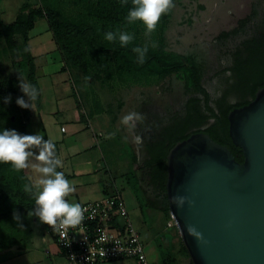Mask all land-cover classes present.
I'll return each instance as SVG.
<instances>
[{
    "label": "rangeland",
    "instance_id": "1",
    "mask_svg": "<svg viewBox=\"0 0 264 264\" xmlns=\"http://www.w3.org/2000/svg\"><path fill=\"white\" fill-rule=\"evenodd\" d=\"M173 3L175 7L161 17L150 39L145 37L146 26L140 21L127 26L121 23H100L98 26L100 30L96 32L95 38L101 43H119L118 40L108 42L104 39L105 32L119 28L134 33L135 39L131 44L135 47L143 46L146 42L149 45L151 42H156L158 47L149 46L148 51L163 48L168 55L179 54L188 57L197 67L200 82L209 92L211 99H219L223 89L227 87L224 80L230 75L226 67L232 62L230 55L225 54L224 51L230 50L231 46V49H234L235 45L241 44L250 37L242 21L250 18V14H246L253 6L255 8L258 6L262 11L261 15H264V0H173ZM27 4L41 8L46 19L48 14L53 12L59 22L83 25L89 21L87 12L83 15L84 9H77L68 1L29 0ZM3 20L10 21L7 16H4ZM258 23L251 28L253 30L250 32L251 37L263 29L264 25L259 27L260 22ZM3 27L4 24L0 21V31ZM58 49L60 50L59 46ZM60 54L66 72L64 78H67V82L71 85L72 93L66 94L61 91L58 94L60 98L58 103L56 102L59 106L58 114H55L52 120L50 119L52 116L46 118L44 124H49L53 132H56L57 139L65 138L64 144L59 145L56 141L55 146L60 148L59 159L63 157L65 151L72 155L69 157V165H66V172H70L72 160L96 164V161L100 159L103 165L106 163L102 159L104 156L100 145L95 139L93 141L96 147L91 153L89 151L84 152L85 154L78 153L87 143L86 139L78 141L76 134L71 135L73 129L71 122L74 123V119L79 117V114L80 117H87L84 122L90 120V128L100 129L101 137L115 133L113 138L102 142L105 146L111 145V150L116 154L115 158L120 162V165L118 163L120 169H116L112 177H107L110 194H114L118 188L121 190L146 251L150 252L160 243L166 246V242L159 239H164L165 236L173 233L172 253L176 258V264H189L190 258L181 252L184 241L177 221L170 210L165 212L162 209L161 199L155 196L153 189L144 182L143 171L139 174L143 188V193L141 192L139 197L133 191L126 176L130 173L138 174L147 159L151 141L155 139L159 130L184 114V105L189 96L196 95L203 98L202 92L182 72L163 76L144 73L127 79L118 74V69L110 55L99 54L92 49L60 50ZM45 61L46 59L42 57L35 60L39 66ZM28 74L29 66L22 49L9 48L4 38L0 36V115L5 113L13 115L15 111L27 110L17 105L16 100L19 97L28 100L19 87L20 77L28 82ZM9 95H11V101L6 104L4 97ZM53 96L54 93L51 91L48 99L50 110L55 108ZM245 98L248 96L240 97L238 93L230 91L226 99L233 104ZM79 103L85 113H81ZM130 111L146 115L145 122L138 123L137 128L132 132L120 123L121 118ZM32 113L33 110L30 116ZM1 121L6 123L4 120ZM38 124L36 117L33 125ZM61 124L68 127L69 132L61 134ZM146 128L150 131H146ZM135 135H142V144L135 143ZM124 137H127V140ZM73 153L78 154L74 156ZM133 155L136 157L135 160ZM33 163L38 162L34 160ZM57 170L59 171V168ZM100 170L104 174V168ZM136 174H134L135 177ZM33 176L34 179L38 178L37 173ZM135 177L132 179L135 180ZM82 180L83 185H88L90 178ZM83 189L85 186L79 187L78 191ZM22 222L24 225L16 241L10 247L0 250V264H68L65 258L54 253L56 251L54 244L46 243L43 223L38 218L27 217ZM149 234L160 235V237L152 242ZM45 247L50 249L51 255H46Z\"/></svg>",
    "mask_w": 264,
    "mask_h": 264
},
{
    "label": "trees",
    "instance_id": "2",
    "mask_svg": "<svg viewBox=\"0 0 264 264\" xmlns=\"http://www.w3.org/2000/svg\"><path fill=\"white\" fill-rule=\"evenodd\" d=\"M63 1L72 3L77 9H84L83 15L87 12L89 21L83 25L59 22L53 12L48 14L47 21L60 50L92 49L99 54L110 55L118 69V74L127 79L144 73L163 76L182 72L203 94V98L196 95L187 98L184 114L159 130L155 139L151 141L146 161L144 159L141 169L144 182L153 189L155 196L161 199L162 209L165 212L170 210L166 194L167 155L177 142L188 138L193 133L206 132L217 142L228 146L238 161L244 160L242 151L234 145L229 134L228 114L232 109L252 101L256 91L264 86V37L260 36L259 32L248 37L241 44L235 45L234 49H231V46L230 50L224 51L232 58L231 64L226 67L230 75L224 80L227 87L223 89L221 97L212 100L209 92L202 86L198 69L190 58L179 54L168 55L161 48L148 51L145 62L140 64L136 53L132 51L135 47L132 44L121 47L120 43H101L96 40L95 34L100 23L126 25L125 17L132 7V0H128V4L123 7L120 0ZM42 17H44V11L41 8L25 4L16 19L4 25L0 31V36L4 38L9 48L20 47L24 53L29 66L28 82L39 92L35 101L37 110L41 108L42 97L34 57L29 46V32L34 27L35 21ZM0 21L2 22L1 19ZM230 91L238 93L240 97L248 96V98L231 104L226 99ZM30 113L31 110L27 109L25 112L15 111L13 115L1 114L0 119L6 123L0 120V131L14 129L18 133L25 134L27 123L31 118ZM133 159L135 160L136 157L134 156ZM134 174L136 173H130L128 182L139 197L140 193H143V188L140 177L138 174L135 177ZM29 177L32 179L30 180ZM133 177L135 180L132 179ZM34 182L31 169L15 171L10 163H0V250L10 247L16 241V237L21 234L20 225H24L22 220L28 217L29 211L35 210V198L23 190L25 184ZM33 191H36L35 188ZM14 211L20 214V221L13 219ZM173 239L174 235L159 239L166 242V246L161 243L158 246L160 264H176V258L172 253ZM181 252L190 258L184 243H182ZM189 264H193L191 258Z\"/></svg>",
    "mask_w": 264,
    "mask_h": 264
},
{
    "label": "water",
    "instance_id": "3",
    "mask_svg": "<svg viewBox=\"0 0 264 264\" xmlns=\"http://www.w3.org/2000/svg\"><path fill=\"white\" fill-rule=\"evenodd\" d=\"M228 120L244 160L206 132L177 142L167 155L169 208L193 264H264V86ZM173 197L186 198L183 207Z\"/></svg>",
    "mask_w": 264,
    "mask_h": 264
},
{
    "label": "clouds",
    "instance_id": "4",
    "mask_svg": "<svg viewBox=\"0 0 264 264\" xmlns=\"http://www.w3.org/2000/svg\"><path fill=\"white\" fill-rule=\"evenodd\" d=\"M120 2L122 7L128 4V0H120ZM174 7L173 0H132V7L125 17L126 26L133 25L137 21L142 22L146 26L145 37L150 39L161 17ZM99 30L98 28L97 31ZM104 39L108 42L118 40L121 47H126L134 41L135 36L134 33L117 28L115 31L105 32ZM149 46L156 48L158 44L151 42L149 45L146 42L143 46L132 48V51L136 53L138 63L145 62ZM19 87L28 100L19 97L16 100L17 105L33 110L39 95L38 90L22 77L19 79ZM10 101L11 95L4 97V103L7 104ZM145 120V114L130 111L121 118L120 123L132 132L137 128L138 123L143 124ZM145 130L150 131L149 128ZM114 136L115 133H110L105 138L111 139ZM124 139L127 140V137ZM134 140L138 145L143 143L142 135H135ZM30 158H34L38 163H30ZM0 163H10L15 171L32 169L38 174L33 184L23 186L24 192L35 198V210L29 211L28 217H38L41 223L50 226L64 240H67L69 228H76L83 223L87 209L83 208L80 203L67 201L66 197L76 191L75 181L68 180L62 171L57 170L62 167V161L57 156L56 146L52 140H45L41 133L21 134L14 129L0 131ZM29 179L32 178L29 177ZM34 188L36 191H33ZM185 199L184 197H173L172 201L179 208L183 207ZM13 219L20 221V214L14 211ZM20 227L23 225L21 224ZM187 231L197 240L202 239L201 234L194 227L188 226ZM72 260L75 261L74 256Z\"/></svg>",
    "mask_w": 264,
    "mask_h": 264
},
{
    "label": "crops",
    "instance_id": "5",
    "mask_svg": "<svg viewBox=\"0 0 264 264\" xmlns=\"http://www.w3.org/2000/svg\"><path fill=\"white\" fill-rule=\"evenodd\" d=\"M27 2H29V0H0V19L2 20L3 24L7 25L13 22L16 19L18 13L22 10V7L25 4H27ZM250 10L248 11L249 13L246 14V15L250 14V18L244 19L242 23H243V27H246L247 32L251 37L250 32L253 31L251 29L252 27H255L257 24H259L258 22H260L259 27H262V25H264V15H261L262 11L258 6L256 8L253 6L252 9L250 8ZM4 16H7V19H10V21L5 22L3 20ZM29 46L33 57H35V60L38 57L39 58L42 57V59H46V61L43 62L41 66H39L34 60L36 66V76H37L38 84L40 86L42 100H41V108L39 110H37L36 108L33 109L32 116L29 120L30 123L28 122L26 126L25 134L41 133L44 136L45 140L50 139L53 141L54 144H56L57 142L59 143V145L64 144L65 138L63 137L60 140L57 139L55 135L56 132L55 131L53 132L51 127L48 126L49 124H44V120L46 118L48 119L49 117L52 116L50 118L52 120L54 118V115L58 114L59 106L56 104V102L58 103V100L60 99L58 94H60L61 91L66 92V94L68 92L72 93L71 85L67 82V78H64L66 72L64 71V65L60 54V50L58 49V46L54 39L52 28L49 25L46 18L42 17L35 21L34 27L29 32ZM51 91H53L54 93L53 98L55 100V108L53 107L52 110H50L49 107L50 104L48 101ZM45 92L47 93L46 95ZM36 117H37V121L39 122L37 126L33 125V121ZM85 118L87 117L84 116L80 117L79 114V117H76L74 119L75 122L74 123L71 122V124L73 125V129L71 130L72 131L71 135L76 134L78 141L82 139L83 140L86 139L87 141V143L83 145L84 151L82 150L78 153L81 152L87 153V151L91 153V151H93V149H95L96 147V143L93 141V139H95L96 141H98L100 145L101 152L104 156L102 159L105 160L106 163L103 165V163L100 162V159L96 161V164H92L88 162H78V161L75 162L74 160H72L71 169L70 172L68 173L66 172L65 168L66 165H69L70 163L69 157L72 155L70 153L68 154L67 151L63 153V157L61 158L62 167L59 168V171L62 172L65 171L63 173L65 174L66 178L70 181H75V187H76L75 193L70 194L68 197H66L69 203H82L86 201H92L107 195L108 193H110L109 192L110 184L109 181L107 180V177L108 178L112 177V175H114V171H116V169L118 168L120 169L119 166L120 162L115 158L116 154L113 153V151L111 150V145L108 144L107 146H105L102 143L105 142L103 140L106 139L105 138L106 136L104 135L103 137H101L102 133L100 132L99 128L96 127L90 128L91 122L90 120L89 122H84ZM62 127H65V131H62ZM67 132H69L68 127L61 124L60 133L65 134ZM56 153L59 158L60 148L57 145H56ZM78 153H73V155L76 156V154ZM33 161L34 158H30V163H33ZM103 168H104V174L100 170ZM136 171L138 170L136 169ZM31 172L32 175L36 176V173L32 169ZM140 172L141 170L138 171V176ZM88 177L90 178V181L88 182L89 184L83 185L84 181L82 179ZM114 178L113 181L116 185ZM126 179L128 181V176H126ZM83 186H85V189H83L82 191H78V188ZM118 191L121 192L119 188ZM43 229L45 233L44 239L46 240V243L49 242L50 245L54 244L56 247V251L54 253L56 255H60L58 253V248L56 246V243L46 233L44 225H43ZM149 236L151 237L152 242L154 240L157 241L160 237V235H156V234H152V235L149 234ZM45 251L47 252L46 255L49 256L50 249H47V247H45ZM146 253L150 264H160L159 248L157 245H155L154 249H152L150 252L146 251ZM98 264H136V263L133 260L119 259V260L105 261Z\"/></svg>",
    "mask_w": 264,
    "mask_h": 264
},
{
    "label": "built area",
    "instance_id": "6",
    "mask_svg": "<svg viewBox=\"0 0 264 264\" xmlns=\"http://www.w3.org/2000/svg\"><path fill=\"white\" fill-rule=\"evenodd\" d=\"M80 111L85 113L82 106ZM80 204L87 209L85 219L80 226L68 229L67 240L43 224L68 264H98L119 259L150 264L145 244L120 191Z\"/></svg>",
    "mask_w": 264,
    "mask_h": 264
},
{
    "label": "flooded vegetation",
    "instance_id": "7",
    "mask_svg": "<svg viewBox=\"0 0 264 264\" xmlns=\"http://www.w3.org/2000/svg\"><path fill=\"white\" fill-rule=\"evenodd\" d=\"M262 28H263V29L260 30L259 35L262 36V37H264V27H262Z\"/></svg>",
    "mask_w": 264,
    "mask_h": 264
}]
</instances>
